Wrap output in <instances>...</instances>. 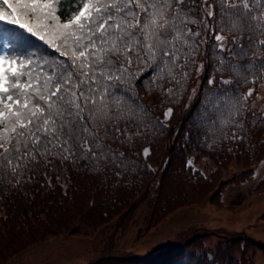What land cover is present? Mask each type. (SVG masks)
<instances>
[{"label":"trees","instance_id":"obj_1","mask_svg":"<svg viewBox=\"0 0 264 264\" xmlns=\"http://www.w3.org/2000/svg\"><path fill=\"white\" fill-rule=\"evenodd\" d=\"M75 5L76 0L62 2L58 10L62 20L76 11ZM0 11H10L3 0ZM222 34L226 49L236 50L234 39L245 45L247 55L230 62L247 67L238 71L228 67V52L220 53L214 47L219 42L202 28L192 62L186 64L182 58L179 63L184 67L173 69L177 80L188 73L181 84L166 70L163 78L153 80L154 66L148 63L129 68L133 77L115 85L120 108L113 115L119 118L110 127L119 126L121 132L109 131L103 143L112 151L103 158L75 162L37 158L15 170L0 160V264L49 236L79 233L81 224L96 229L123 220L141 204L146 208L147 231L181 207L209 199L220 204V191L228 181L251 175L253 166L264 159V106L253 107L247 91L261 97L264 89V45L259 44L264 35ZM245 35H252L255 46L247 44ZM5 43L0 54L31 58L34 67L38 64L46 72L61 62L71 63L56 47L0 21V48ZM168 109L172 113L166 118ZM202 157L213 159L215 166L207 172L195 167L192 161ZM262 189L264 176L253 192ZM200 228L182 230L188 234L182 241L155 254L126 251L81 264H257V252L264 254V240L246 233H233L211 247L208 231Z\"/></svg>","mask_w":264,"mask_h":264},{"label":"snow or ice","instance_id":"obj_2","mask_svg":"<svg viewBox=\"0 0 264 264\" xmlns=\"http://www.w3.org/2000/svg\"><path fill=\"white\" fill-rule=\"evenodd\" d=\"M62 2L3 0L10 11H0V21L18 25L71 61L46 72L31 58L0 54V160L13 170L37 158L75 162L111 153L103 140L109 131L121 132L110 127L119 118L113 115L120 108L115 85L133 77L134 63L154 66L153 80L166 70L181 84L188 73L177 80L173 69L184 67L182 58L192 62L202 28L219 42L214 47L220 53L228 52L234 71L247 67L230 62L247 55L246 47L234 39L236 50L226 49L222 33L264 35L261 0H76V11L64 20L58 15ZM197 11L200 15H193ZM242 38L255 46L252 35ZM171 113L168 109L166 118Z\"/></svg>","mask_w":264,"mask_h":264},{"label":"rangeland","instance_id":"obj_3","mask_svg":"<svg viewBox=\"0 0 264 264\" xmlns=\"http://www.w3.org/2000/svg\"><path fill=\"white\" fill-rule=\"evenodd\" d=\"M262 94L264 89L261 97L256 94L248 96L253 107L264 106ZM192 163L205 172L215 166L209 157ZM263 176L264 159L255 168L253 166V172L246 179L228 181L222 187L220 204L209 199L181 207L159 226L147 231L144 229L146 208L141 204L123 220L115 219L96 229L81 224L83 227L79 233L49 236L28 246L5 264H81L126 251L151 255L182 241L188 235L182 230L195 225L208 231L207 244L211 247L233 233H246L264 240V189L253 192ZM257 253V264H263L264 254Z\"/></svg>","mask_w":264,"mask_h":264}]
</instances>
